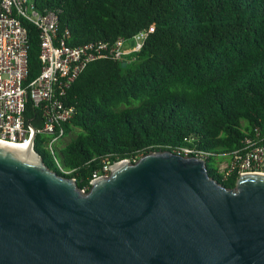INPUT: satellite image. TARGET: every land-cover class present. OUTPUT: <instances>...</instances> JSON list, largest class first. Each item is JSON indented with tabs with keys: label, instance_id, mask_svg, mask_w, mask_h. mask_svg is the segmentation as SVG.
I'll use <instances>...</instances> for the list:
<instances>
[{
	"label": "trees",
	"instance_id": "obj_1",
	"mask_svg": "<svg viewBox=\"0 0 264 264\" xmlns=\"http://www.w3.org/2000/svg\"><path fill=\"white\" fill-rule=\"evenodd\" d=\"M36 5L59 16L58 33L69 31L70 45L146 33L139 52L121 61H91L72 83L66 101L76 113L60 127L63 137L76 134L53 150L47 147L49 134L35 138L34 148L50 168L89 191L118 161L188 147L194 151L189 155L207 161L213 178L236 187L240 174L231 170L236 152L244 156L247 139L264 146V0H36ZM25 26L30 80L41 70L40 39L35 25ZM25 117L35 128L42 125L31 102ZM225 156L230 163L221 170L219 158Z\"/></svg>",
	"mask_w": 264,
	"mask_h": 264
},
{
	"label": "water",
	"instance_id": "obj_2",
	"mask_svg": "<svg viewBox=\"0 0 264 264\" xmlns=\"http://www.w3.org/2000/svg\"><path fill=\"white\" fill-rule=\"evenodd\" d=\"M0 264H264V174L227 188L205 159L154 151L83 191L33 144H0Z\"/></svg>",
	"mask_w": 264,
	"mask_h": 264
},
{
	"label": "built area",
	"instance_id": "obj_3",
	"mask_svg": "<svg viewBox=\"0 0 264 264\" xmlns=\"http://www.w3.org/2000/svg\"><path fill=\"white\" fill-rule=\"evenodd\" d=\"M27 23L38 28L40 39L41 70L30 80L28 30L25 26ZM58 25L59 16L52 10L38 9L36 0H0L2 141L19 144L30 142L34 146L38 133L49 134L51 139L47 147L53 150L64 135L61 124L69 122L76 113V107L66 101L68 90L75 79L91 61L108 57L121 61L125 60L127 54H136L142 49L146 37V33L141 31L130 40L120 37L113 43L98 40L70 45L67 41L71 33L66 31L64 35H60ZM130 42L132 43L129 44ZM135 58L133 55L130 60ZM29 102L40 110L42 125L39 128H35L30 122L27 123L25 111ZM246 145L244 156L236 152L231 170H237L240 175L264 174V146L252 139H247ZM178 153L189 156L194 154V151L183 147ZM112 165L108 168L110 169Z\"/></svg>",
	"mask_w": 264,
	"mask_h": 264
},
{
	"label": "rangeland",
	"instance_id": "obj_4",
	"mask_svg": "<svg viewBox=\"0 0 264 264\" xmlns=\"http://www.w3.org/2000/svg\"><path fill=\"white\" fill-rule=\"evenodd\" d=\"M132 42H130L129 44H131ZM76 133L75 132H73L72 134H67L66 136H64L62 139H60L59 141H58V146L59 147H63L64 145H66L71 139H72V137L75 135ZM229 163H230V156H225V157H223V158H219V168L221 169V170H224L225 168H227L228 167V165H229ZM57 164H58V166H59V163L57 162Z\"/></svg>",
	"mask_w": 264,
	"mask_h": 264
},
{
	"label": "bare ground",
	"instance_id": "obj_5",
	"mask_svg": "<svg viewBox=\"0 0 264 264\" xmlns=\"http://www.w3.org/2000/svg\"><path fill=\"white\" fill-rule=\"evenodd\" d=\"M0 144L10 146L17 148L18 150L25 151V152H31V143L30 142H25V143H12L8 141H2L0 140Z\"/></svg>",
	"mask_w": 264,
	"mask_h": 264
}]
</instances>
